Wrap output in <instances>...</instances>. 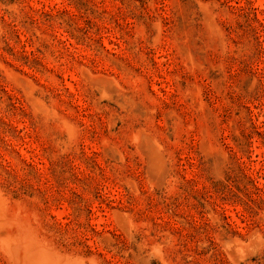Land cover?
Masks as SVG:
<instances>
[{
    "label": "rangeland",
    "instance_id": "1",
    "mask_svg": "<svg viewBox=\"0 0 264 264\" xmlns=\"http://www.w3.org/2000/svg\"><path fill=\"white\" fill-rule=\"evenodd\" d=\"M0 264H264V0H0Z\"/></svg>",
    "mask_w": 264,
    "mask_h": 264
}]
</instances>
